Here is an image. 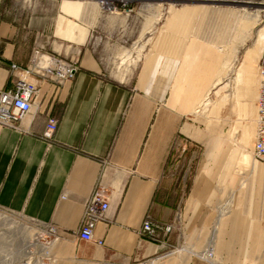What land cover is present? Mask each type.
Instances as JSON below:
<instances>
[{"label": "crops", "instance_id": "0c3cea01", "mask_svg": "<svg viewBox=\"0 0 264 264\" xmlns=\"http://www.w3.org/2000/svg\"><path fill=\"white\" fill-rule=\"evenodd\" d=\"M106 11L95 0H0V90L13 87L12 64L28 68L37 49L79 65L63 85L38 78L40 109L23 130L0 125V210L58 231L53 264H264V162L241 161L256 143L264 45L239 66L236 104L203 127L193 111L235 58L227 48L248 27L240 9L202 1L174 8L132 73L140 54L126 61L130 53L118 51L115 78L102 55L128 13ZM50 116L58 128L48 142L41 135ZM193 142L205 146L203 159H193ZM235 158L252 164L241 187L229 175ZM231 177L232 208L219 219L215 206ZM99 184L110 208L93 240H81L84 205ZM147 218L155 240L141 234ZM211 241L209 262L199 254Z\"/></svg>", "mask_w": 264, "mask_h": 264}, {"label": "rangeland", "instance_id": "374dc122", "mask_svg": "<svg viewBox=\"0 0 264 264\" xmlns=\"http://www.w3.org/2000/svg\"><path fill=\"white\" fill-rule=\"evenodd\" d=\"M24 1L25 0H19V5H22ZM196 1L237 6L240 9L241 21L244 19L245 25L248 26L240 29V32L238 31V33L240 34L239 37L237 33L234 44L227 48V55L229 52L234 50L235 58L231 65L228 67L227 73L223 77L221 83L209 94L210 97L198 107V112L193 111V114L195 116H199L203 123V127H205L206 125L211 126L212 124L216 123L215 114L217 110V112H220L226 104L231 106L232 103L236 104L235 101L238 98L237 93L240 85L239 81L236 80V76L240 77L241 75L240 73H238L239 66L241 65L247 52H249L250 50L258 51L261 49L257 46L260 41L262 42V46L264 45V0H136L126 7V12L128 14L125 20V27L120 28L119 31L113 30V38L110 41L111 49L109 52L102 55V58L103 63H105L106 66L107 73L111 77L115 78L114 74L117 72L121 61L118 54L119 50L125 49L131 54L125 55V57L127 56L126 61H134L135 57L140 54V59L137 61L134 67L132 66V73L141 59H143L152 49L157 34L164 24L167 15L171 11H173L174 8L179 7L184 3ZM107 11L104 12V14H107ZM126 12L123 13V16H125L124 14H126ZM119 24L120 26H124V22H121ZM112 34L108 36H112ZM262 65L264 64L260 63L256 66L260 87L262 83V76L260 74L259 68ZM222 86H224L223 93L221 90ZM216 102H218L217 105ZM255 125H257L256 121ZM233 144L237 145L238 141L234 139ZM193 147L194 152H196L193 159H203L205 157V146L203 144L201 145L193 142ZM239 151L240 157L242 149H240ZM248 151L250 154H242L241 161L242 163L246 162L243 157L245 155H248L250 157V161L252 159L253 164L255 160L253 150L249 149ZM237 160L238 158H235V164L231 167L229 175L238 178V181L236 183L237 185L239 184V187H241L242 183L249 179V177L253 173V170L251 166L252 164L250 165V167H248L250 162H247L248 165L246 163V165H239L237 164ZM225 170L228 176V168H225ZM190 171L192 172V167ZM229 181V191H224V196L218 203L226 204L227 202H229L228 206H231V210L233 193L232 189H235V187L232 184V177ZM225 185L223 184V186ZM228 214L229 213L225 214L224 216ZM23 225L33 228L37 236V239L28 248L26 247V231L22 228ZM155 228V236H151L148 234H146L145 236L152 240L157 239L158 230L156 226ZM57 236L58 235H53L48 229L39 225L36 221L26 218L22 214L0 210V264H53L54 248L56 243L59 241V239H56ZM58 238H60V236ZM24 249H26L27 251H25ZM176 249L177 245H173L168 249L166 254L174 253Z\"/></svg>", "mask_w": 264, "mask_h": 264}, {"label": "built area", "instance_id": "2783aa9c", "mask_svg": "<svg viewBox=\"0 0 264 264\" xmlns=\"http://www.w3.org/2000/svg\"><path fill=\"white\" fill-rule=\"evenodd\" d=\"M99 7L118 11L126 8L136 0H95ZM79 66L75 61L46 54L40 49L34 51L31 65L28 68L19 67L12 64L13 87L0 90V125L23 130V120L31 114L38 112L40 102L38 100L39 79L49 80L57 85H63L66 81L73 80ZM263 75L260 95L258 98V111L256 120V143L253 150L255 159L264 162V65L260 66ZM39 78V79H38ZM58 128V119L50 116L47 119L42 138L50 142L54 139V134ZM110 208L108 190L102 185H97L84 205V213L81 227L77 236L81 240H93V230L95 225L105 219L106 212ZM172 227L167 226L170 231ZM53 235H58V231L51 227L48 229ZM141 234L155 236L156 228L147 218L144 220ZM102 244V241H97Z\"/></svg>", "mask_w": 264, "mask_h": 264}, {"label": "bare ground", "instance_id": "6f19581e", "mask_svg": "<svg viewBox=\"0 0 264 264\" xmlns=\"http://www.w3.org/2000/svg\"><path fill=\"white\" fill-rule=\"evenodd\" d=\"M108 11H109V13L110 14H116L117 12L116 11H111V9H108ZM262 46V42L260 41L259 42V44L257 45L259 48H261V46ZM252 49V48H251ZM260 69V68H259ZM246 71V70H245ZM260 74H261V72H260ZM261 76H263L262 74H261ZM262 80H263V77H262ZM260 89H261V87H260ZM259 95H260V92H259ZM258 98H259V96H258ZM257 105H258V101H257ZM195 111L196 112H198V107L195 109ZM257 120V119H256ZM246 154V153H245ZM243 159L246 161V162H250V157L248 156V155H245L244 157H243ZM242 159V160H243ZM220 202V201H219ZM228 204H229V202H227L226 204H223V203H218L216 206H215V211H216V216H217V218H222L225 214H227V213H229V211H230V207L228 206ZM1 216H3V215H1ZM23 229H25V231H26V247L28 248L29 246H31L33 243H34V241L37 239V236H36V232L33 230V228H30V227H27V226H25V225H23V227H22ZM42 234V233H41ZM24 238V237H23ZM24 240V239H23ZM24 244V243H23ZM22 246H24V245H22ZM26 248V249H27ZM26 249H24L25 251H27ZM177 249H178V247H177ZM176 249V250H177ZM24 251V252H25ZM27 254V253H26ZM200 257L203 259V260H206V261H213V259H214V255H215V245H214V242L213 241H211L209 244H208V246H207V248L204 250V251H202L200 254Z\"/></svg>", "mask_w": 264, "mask_h": 264}]
</instances>
